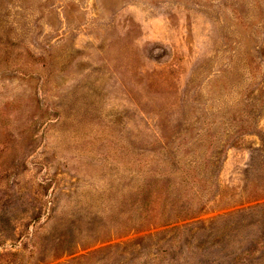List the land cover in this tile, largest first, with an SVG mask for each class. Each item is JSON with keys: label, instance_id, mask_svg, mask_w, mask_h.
Here are the masks:
<instances>
[{"label": "rangeland", "instance_id": "374dc122", "mask_svg": "<svg viewBox=\"0 0 264 264\" xmlns=\"http://www.w3.org/2000/svg\"><path fill=\"white\" fill-rule=\"evenodd\" d=\"M0 264H264V0H0Z\"/></svg>", "mask_w": 264, "mask_h": 264}]
</instances>
